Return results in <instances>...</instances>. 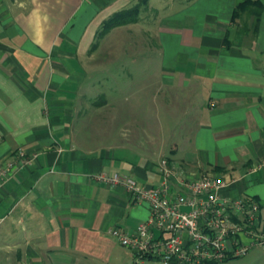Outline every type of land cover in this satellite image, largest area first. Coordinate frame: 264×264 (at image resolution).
Wrapping results in <instances>:
<instances>
[{
    "label": "crops",
    "instance_id": "1",
    "mask_svg": "<svg viewBox=\"0 0 264 264\" xmlns=\"http://www.w3.org/2000/svg\"><path fill=\"white\" fill-rule=\"evenodd\" d=\"M239 1L0 0V158L35 155L0 189V264H131L108 230L133 229L149 207L97 172L153 186L161 158L190 178L264 163V10L256 26L250 10L230 19ZM137 2L135 21L96 36ZM111 32L119 42H102ZM139 32L162 62L126 49ZM223 193L255 199L264 234V167ZM241 258L264 264V246Z\"/></svg>",
    "mask_w": 264,
    "mask_h": 264
},
{
    "label": "built area",
    "instance_id": "2",
    "mask_svg": "<svg viewBox=\"0 0 264 264\" xmlns=\"http://www.w3.org/2000/svg\"><path fill=\"white\" fill-rule=\"evenodd\" d=\"M32 154L18 149L12 159L0 158V189L18 166L34 160ZM157 184L138 185L131 177L97 172L92 179L100 185H120L135 201L145 202V221L126 231L112 227L108 233L131 255V264L160 260L167 264H209L240 257L252 245L264 246L258 232L259 203L248 195L230 197L223 193L244 179L260 163L238 177L205 171L195 177L176 174L161 158L157 163ZM244 235V243L239 236Z\"/></svg>",
    "mask_w": 264,
    "mask_h": 264
},
{
    "label": "rangeland",
    "instance_id": "3",
    "mask_svg": "<svg viewBox=\"0 0 264 264\" xmlns=\"http://www.w3.org/2000/svg\"><path fill=\"white\" fill-rule=\"evenodd\" d=\"M139 8H141V7L139 6ZM139 8H138V10H139ZM168 8H169L168 6L160 7L158 9V12H160V14H162V15L168 14V12H169V10H167ZM139 13H140V11H139ZM146 18H148L149 20L152 19L151 12L147 13ZM127 23H131V21H129ZM133 34H134V32H133ZM129 35H131V34H129ZM129 35H128V39H127L128 47L126 49L134 50V47H139V46L141 47V45H142V47L140 49H144L142 55L137 58L138 61H139L138 63L141 64V61H142V63H144L143 65L148 67V66H150L152 64L156 65L155 62L158 61V60L160 62H162V59L163 60L165 59L164 54L162 52L160 54L158 52V50L156 49L158 42H156L157 40H156L155 37H154L155 39H152V38L148 39V37H145L142 32H139V33L136 34L137 37H141V38H138V39H135V38L133 39V38L129 37ZM118 36H119L118 33H114L113 34L111 32V34L107 38L101 37L100 39H102L101 41L102 42L104 41V43H106V44H108V43L115 44L117 41L119 42ZM124 40H126V38ZM155 42H156V44H155ZM161 46L159 44L158 48H160ZM157 54H160L159 58H158ZM116 61L113 62V60H112L111 64L114 65V66H120L121 65L120 63L115 64ZM241 257L242 256L228 259V260L224 261L222 264H247L248 261L242 260ZM145 262L148 263V264H167V263H163L160 260H156V261L152 260V261H145ZM209 264H212V263H209ZM217 264H219V263H217Z\"/></svg>",
    "mask_w": 264,
    "mask_h": 264
},
{
    "label": "trees",
    "instance_id": "4",
    "mask_svg": "<svg viewBox=\"0 0 264 264\" xmlns=\"http://www.w3.org/2000/svg\"><path fill=\"white\" fill-rule=\"evenodd\" d=\"M146 1V0H142ZM140 6V2L135 3L133 6H128L121 8L120 10H115L113 13H111L109 16H107L106 19H103L102 22L99 24V28L96 31V36L103 34L104 32H107L108 29L114 25H120L124 22H133L137 18L138 8ZM232 12H231V18H236L238 14H240L243 11L248 12L250 10V13L254 14L255 21L254 24L256 26L257 24V17L259 16L261 10H264V0L261 2V0H240L237 2L236 5L232 6ZM94 45V44H93ZM233 258V257H230ZM227 258V259H230ZM149 261V260H148ZM143 264H148L146 262H143Z\"/></svg>",
    "mask_w": 264,
    "mask_h": 264
}]
</instances>
